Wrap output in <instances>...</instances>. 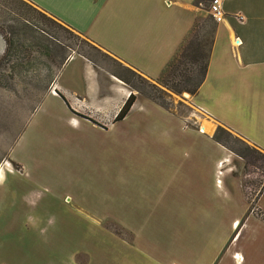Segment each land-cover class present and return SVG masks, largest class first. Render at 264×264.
I'll return each mask as SVG.
<instances>
[{"label": "crops", "instance_id": "obj_1", "mask_svg": "<svg viewBox=\"0 0 264 264\" xmlns=\"http://www.w3.org/2000/svg\"><path fill=\"white\" fill-rule=\"evenodd\" d=\"M26 1L140 76L157 80L208 0ZM222 8L226 16L217 22L205 80L189 96L195 110L189 116L137 96L115 121L130 91L119 81L104 84L84 58L62 66L51 96L66 101L73 132L104 134L114 150L138 154L118 167L120 192L135 204L120 212L116 227L81 208L76 213L90 224L64 226L61 210L47 197L21 192L24 183L15 177L23 167L10 152L17 169L7 163L0 190L9 194L8 216L23 218L11 227L22 236L0 245V264H264V187L250 199L229 166V149L206 131L216 121L264 151V0H226ZM63 73L65 85L59 83ZM135 109L149 126L117 128Z\"/></svg>", "mask_w": 264, "mask_h": 264}, {"label": "rangeland", "instance_id": "obj_2", "mask_svg": "<svg viewBox=\"0 0 264 264\" xmlns=\"http://www.w3.org/2000/svg\"><path fill=\"white\" fill-rule=\"evenodd\" d=\"M209 2L203 4L205 10L196 20L192 40L195 36L202 41L209 37L204 30L213 24L207 12ZM92 47L95 46L26 0H0V168H9L10 164L13 170L17 169L8 160L11 152L23 167V173L15 177L18 183H24L21 192L47 197L61 210L64 226L74 228L90 224L87 218L76 213L80 208L100 224L118 226L120 212L135 204L126 202L120 192L118 167L121 162L137 160L138 154L114 150L112 138L104 134L73 132L72 128L77 126L70 123L66 101L51 96L59 72L69 59L88 60L104 84L109 79L119 81L135 97H153L173 113L189 116L195 111L189 92L176 93L170 89L177 79L170 81L162 74L157 80H148ZM66 80L67 74H61L59 83L65 85ZM153 87L163 93H157ZM139 115L138 109L133 110L117 128L148 127L150 122L146 126ZM197 121L201 126L206 124L198 118ZM212 122L211 126H205L206 131L214 135L219 131V137L232 155L229 166L234 175L241 177L252 199L263 188L264 151ZM220 179L223 183L224 177ZM226 179L229 184L233 181L231 175ZM139 191L137 188L136 192ZM8 199V192L4 194L0 190V245L22 236L11 231L12 226L22 225L23 218L8 216Z\"/></svg>", "mask_w": 264, "mask_h": 264}, {"label": "trees", "instance_id": "obj_3", "mask_svg": "<svg viewBox=\"0 0 264 264\" xmlns=\"http://www.w3.org/2000/svg\"><path fill=\"white\" fill-rule=\"evenodd\" d=\"M204 1L206 0H197L196 4L198 5L200 2L203 3ZM212 23L213 24L212 26H210L209 29H206L207 27L204 29L206 31V35L209 37L205 41H202L201 39L198 38V36H195V39L193 40L190 39V36L192 35L193 29L196 25V22H195L191 35L187 38V40L181 46L178 53L175 55L172 61L168 64L165 71L162 73L168 79H170V81L177 79L171 85L170 89L172 91L176 93L181 92V91H187L190 94H195L198 88H200L202 83L204 82L206 71L208 69V62H209L210 54L212 53L213 37H215L216 26H217V22H215L214 20ZM92 48L95 50L101 51L97 47H92ZM130 70L128 71L130 72ZM121 79L123 80V78ZM123 81L126 82L125 80ZM164 85H165L164 87H167L166 84ZM153 90L156 91L157 93H161V94L163 93L162 90H159L156 87H153ZM148 98L156 102L161 107L170 111V109L166 108L164 105L157 102L155 98L153 97H148ZM134 101H135V96L130 94L128 99L125 101L120 111L118 112L115 121H120L126 116V114L130 110ZM220 131H226V130L223 128H220ZM218 132L214 135L215 140L225 145L226 147H228L223 142L221 137H219ZM263 187H264V184H263Z\"/></svg>", "mask_w": 264, "mask_h": 264}, {"label": "built area", "instance_id": "obj_4", "mask_svg": "<svg viewBox=\"0 0 264 264\" xmlns=\"http://www.w3.org/2000/svg\"><path fill=\"white\" fill-rule=\"evenodd\" d=\"M225 1L226 0H210L208 4L207 12L211 15L215 22L220 23L225 19L226 14L222 8Z\"/></svg>", "mask_w": 264, "mask_h": 264}, {"label": "bare ground", "instance_id": "obj_5", "mask_svg": "<svg viewBox=\"0 0 264 264\" xmlns=\"http://www.w3.org/2000/svg\"><path fill=\"white\" fill-rule=\"evenodd\" d=\"M203 131V128L201 129ZM5 168H0V182L3 180Z\"/></svg>", "mask_w": 264, "mask_h": 264}]
</instances>
